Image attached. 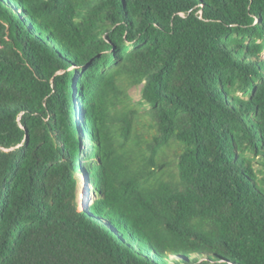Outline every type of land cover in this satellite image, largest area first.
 Masks as SVG:
<instances>
[{
	"label": "trees",
	"instance_id": "trees-1",
	"mask_svg": "<svg viewBox=\"0 0 264 264\" xmlns=\"http://www.w3.org/2000/svg\"><path fill=\"white\" fill-rule=\"evenodd\" d=\"M0 264H264V0H0Z\"/></svg>",
	"mask_w": 264,
	"mask_h": 264
},
{
	"label": "rangeland",
	"instance_id": "rangeland-1",
	"mask_svg": "<svg viewBox=\"0 0 264 264\" xmlns=\"http://www.w3.org/2000/svg\"><path fill=\"white\" fill-rule=\"evenodd\" d=\"M131 94L136 102L141 100V88L132 90ZM92 199H93V194L90 191V186L88 184L83 185L81 183L79 186V197H78L79 212L81 213L84 212L85 206L90 205Z\"/></svg>",
	"mask_w": 264,
	"mask_h": 264
}]
</instances>
